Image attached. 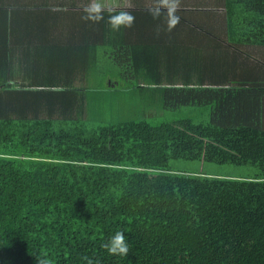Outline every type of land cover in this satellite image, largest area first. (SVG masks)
<instances>
[{"label":"trees","instance_id":"1","mask_svg":"<svg viewBox=\"0 0 264 264\" xmlns=\"http://www.w3.org/2000/svg\"><path fill=\"white\" fill-rule=\"evenodd\" d=\"M70 1L72 21L56 16L53 26H101L104 54L119 70L108 76L117 91L124 84L152 90L159 94L149 106L155 116H176L154 127L143 120L142 108L133 119L118 114L106 126L89 128L88 119H40L42 101L49 116L56 113L54 101L17 100L0 90V264H264L261 73L253 69L247 82L228 88L163 85L161 76L150 74L160 72L153 62L158 53L146 67L151 61L134 59L135 43L108 23L110 15L129 9H103L102 21L83 22L75 13L86 8ZM66 4L59 3L60 10ZM156 6L136 5L143 13L139 23L153 29L154 40L164 30L171 35L166 43L185 44L179 28L208 29L196 23V12L181 9L180 24L168 32L163 18L151 15ZM218 7L228 44L264 48V0H219ZM35 19L41 24L47 17ZM182 163L197 164V172L179 171ZM209 164L257 172L221 178L206 172ZM116 231L126 236L127 256L103 247Z\"/></svg>","mask_w":264,"mask_h":264},{"label":"crops","instance_id":"2","mask_svg":"<svg viewBox=\"0 0 264 264\" xmlns=\"http://www.w3.org/2000/svg\"><path fill=\"white\" fill-rule=\"evenodd\" d=\"M113 1L125 2L124 0ZM87 2L90 3L91 0ZM129 2L135 5L132 7L126 4L130 10L129 13L135 18L134 25L119 32H125L135 43L133 52L137 55L134 59L142 56L151 61L146 66L148 68L152 67L153 62H157V67L159 64L160 72L157 75V72L150 71L151 77L157 79L161 76L163 85L174 86L228 88L233 87L238 81L247 82L249 71L247 73L245 65L234 74V68L230 67V62L228 63L230 57V60H234V66L239 62L244 64V60L240 56H235L233 51L245 46L236 48L230 44L225 46L221 44L216 38L218 30L214 29L213 21L208 23V29L194 31L179 28L177 32L188 40L184 42L185 44L171 43L170 39L166 43L164 38H171L170 34L165 35L164 30H161L157 32L160 38L154 40L153 29L148 28V24L138 21L143 13L136 5L138 3L157 4V0H129ZM207 2L211 1L179 0L177 10L197 12L198 10L190 5ZM59 3L66 4L65 8L60 10ZM216 3L219 4V0ZM118 5L119 7L116 8L102 7V9L127 10L124 9V4ZM45 7L53 10L44 12ZM204 11L209 14L216 13L213 10L205 9ZM85 14L84 10L76 12L75 16L81 18L83 22L90 21L84 19ZM39 15L47 17L44 23L39 24L36 19L33 20ZM52 16H55L54 21ZM56 16L65 17V21L69 23V0H0V85H3L0 87L1 92L7 91V96L15 97L17 100L29 98L56 101L69 98V91L70 93L85 91L84 87L75 84H81L80 80L82 82L88 80L89 64L91 61L98 60L97 57L101 54L99 49L105 47L104 29L100 31L101 26L97 28L55 27L53 23ZM142 25L145 28H142ZM154 46L158 49L157 51H152ZM245 48L249 51L251 47ZM155 53H158V57L153 61L154 57L151 55ZM245 57L250 61L246 54ZM226 68L229 69V73ZM82 69L85 71L82 72ZM221 70L223 71L221 74H215L216 71ZM228 76H230L229 83L223 80ZM116 82V80H109V92L117 91Z\"/></svg>","mask_w":264,"mask_h":264},{"label":"rangeland","instance_id":"3","mask_svg":"<svg viewBox=\"0 0 264 264\" xmlns=\"http://www.w3.org/2000/svg\"><path fill=\"white\" fill-rule=\"evenodd\" d=\"M31 1V0H27ZM125 2L116 3L113 0H99L98 2L102 5L103 8H110V7H119L118 4H124V9H129L127 6H135L130 4L129 0H124ZM211 2L207 3H198L190 5V7L195 8L198 10L196 13L191 14L192 16L197 18L196 23H210V21H213L214 23V29L217 28V34L216 38L218 41L225 45H228L225 40L226 36V28L224 26V21H221V13L224 11L218 7V3H216L217 0H208ZM70 3V0H69ZM76 3H80L79 8H87L91 3L87 2V0H77ZM44 4V3H43ZM126 4H128L126 6ZM150 5V4H149ZM70 8V5H69ZM78 8V9H79ZM213 10L215 11L219 17L216 18L213 15H207L201 11L203 10ZM203 13V14H202ZM221 16V17H220ZM71 18H69V23L71 22ZM63 23V22H62ZM67 23V21H65ZM63 26L64 23H63ZM207 33V32H203ZM209 34V33H207ZM105 50V47L102 48L99 51L101 54L98 55V60L96 59L94 62L91 61L89 64V77L88 80H85V82H82L80 79L81 84H75L79 87H84L85 91L82 93H70L69 91V99H57L54 101V106L56 108V113L49 116L48 112V105L46 101H42V106H40L39 109L40 119L44 118H50L52 117L54 120L57 119H88L89 122V128H96L99 126H106L109 121H115L119 118L117 115L119 114L121 116V120H127V119H133L135 116L134 112H140L141 109L143 113H141L143 120L148 121L152 126L156 127L160 125L162 122H170L173 120V116H176V114L172 113H165L163 116L158 115V111L154 107L150 106V101H153L154 98H159V94L152 93V90L143 91L140 89H134L128 90V85L124 84L121 87V90L115 91V92H109L108 84L111 77L113 78V75L116 76V71H119L115 66L112 65L111 60L107 59V56L103 53ZM107 51V49L105 50ZM233 53L235 56H240L241 59L244 60V64L239 62L236 63V66H234V60H230V57L228 58V63L230 62L232 68H234V74L237 72L238 69L243 67L245 65V70L247 68L248 71L252 72L253 69H255V72L261 73V79L259 80V84H261L264 87V48L261 47H251L249 51H246V48H239V50H234ZM245 54L250 59L247 60L245 57ZM247 61V62H246ZM141 63V60L138 62V64ZM259 66L261 69L259 70ZM71 71V70H69ZM85 70H82L84 72ZM227 73H229V69L226 68ZM223 71H216L215 74H221ZM112 75L111 77H108ZM189 76V75H187ZM189 77H192L189 76ZM105 78V80H104ZM230 76L223 79L225 81H230ZM115 80V79H114ZM126 81V80H122ZM140 84H148V81H137ZM144 82V83H143ZM123 84V83H122ZM126 88V90H125ZM84 93V94H83ZM71 98H74L71 100ZM69 101V102H68ZM188 109H185L184 112L187 113ZM181 114L184 115V113L181 112ZM182 115H178V117H181ZM38 117V116H37ZM123 118V119H122ZM197 164H190V163H182L181 166L178 167V170L181 172H197L198 169ZM206 172L209 174H213L217 177L221 178H245L252 176L256 174V170L254 168H237L234 166H220L215 164H209L206 166Z\"/></svg>","mask_w":264,"mask_h":264},{"label":"clouds","instance_id":"4","mask_svg":"<svg viewBox=\"0 0 264 264\" xmlns=\"http://www.w3.org/2000/svg\"><path fill=\"white\" fill-rule=\"evenodd\" d=\"M179 7V0H157L156 8L151 12L153 19L163 18L168 32L173 31L180 24V16L176 14ZM84 19L93 22H100L104 19L102 5L98 0H92V3L85 9ZM134 16L127 12H120L108 17V23L114 31L119 32L122 29H129L134 25ZM109 255L127 256L129 244L123 231H116L110 235L103 245ZM39 264H48L46 260H40Z\"/></svg>","mask_w":264,"mask_h":264}]
</instances>
